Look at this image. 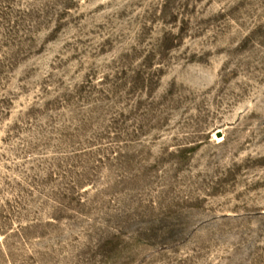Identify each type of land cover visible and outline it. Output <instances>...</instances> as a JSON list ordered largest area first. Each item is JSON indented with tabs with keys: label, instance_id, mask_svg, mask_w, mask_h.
Returning a JSON list of instances; mask_svg holds the SVG:
<instances>
[{
	"label": "rangeland",
	"instance_id": "1",
	"mask_svg": "<svg viewBox=\"0 0 264 264\" xmlns=\"http://www.w3.org/2000/svg\"><path fill=\"white\" fill-rule=\"evenodd\" d=\"M0 264H264V0H0Z\"/></svg>",
	"mask_w": 264,
	"mask_h": 264
}]
</instances>
